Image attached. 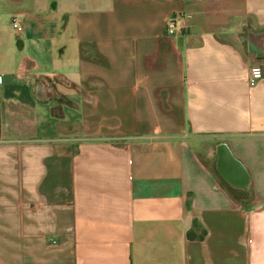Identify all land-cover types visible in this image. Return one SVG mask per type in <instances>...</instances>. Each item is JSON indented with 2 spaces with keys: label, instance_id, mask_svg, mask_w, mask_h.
<instances>
[{
  "label": "crops",
  "instance_id": "1",
  "mask_svg": "<svg viewBox=\"0 0 264 264\" xmlns=\"http://www.w3.org/2000/svg\"><path fill=\"white\" fill-rule=\"evenodd\" d=\"M0 264H264V0H0Z\"/></svg>",
  "mask_w": 264,
  "mask_h": 264
},
{
  "label": "built area",
  "instance_id": "2",
  "mask_svg": "<svg viewBox=\"0 0 264 264\" xmlns=\"http://www.w3.org/2000/svg\"><path fill=\"white\" fill-rule=\"evenodd\" d=\"M13 28L20 33L23 29L22 25L17 19H14L13 22ZM181 27L178 26V23L174 19H170L167 23V34L170 37L176 36L181 31ZM263 78V70L261 66L252 65L249 68V75H248V85L251 88H254L258 85V83Z\"/></svg>",
  "mask_w": 264,
  "mask_h": 264
},
{
  "label": "rangeland",
  "instance_id": "3",
  "mask_svg": "<svg viewBox=\"0 0 264 264\" xmlns=\"http://www.w3.org/2000/svg\"><path fill=\"white\" fill-rule=\"evenodd\" d=\"M67 110H68V112H70V117H71L72 120H74V117H75V118H78V114L74 113L73 111H71V110H69V109H67ZM50 133H51V132H50Z\"/></svg>",
  "mask_w": 264,
  "mask_h": 264
},
{
  "label": "trees",
  "instance_id": "4",
  "mask_svg": "<svg viewBox=\"0 0 264 264\" xmlns=\"http://www.w3.org/2000/svg\"><path fill=\"white\" fill-rule=\"evenodd\" d=\"M188 238L194 240L196 238V236L192 235V234H188ZM202 238H203V235H201L199 239H202Z\"/></svg>",
  "mask_w": 264,
  "mask_h": 264
}]
</instances>
